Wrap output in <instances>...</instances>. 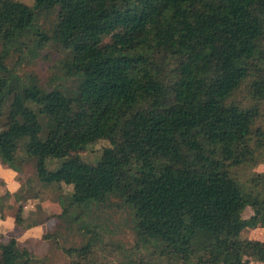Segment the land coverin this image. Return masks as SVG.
<instances>
[{
  "label": "trees",
  "instance_id": "obj_1",
  "mask_svg": "<svg viewBox=\"0 0 264 264\" xmlns=\"http://www.w3.org/2000/svg\"><path fill=\"white\" fill-rule=\"evenodd\" d=\"M41 12H55L50 34ZM50 43L70 89L5 63ZM0 46V163L71 187L65 228L87 230L82 209L115 199L137 243L176 264H264V0H0ZM256 229L262 241L233 239ZM32 261L0 239V264Z\"/></svg>",
  "mask_w": 264,
  "mask_h": 264
},
{
  "label": "rangeland",
  "instance_id": "obj_2",
  "mask_svg": "<svg viewBox=\"0 0 264 264\" xmlns=\"http://www.w3.org/2000/svg\"><path fill=\"white\" fill-rule=\"evenodd\" d=\"M17 1L30 7L33 5V0ZM55 20V12H41L36 26L50 34ZM34 39L30 37L26 41L29 47L35 45ZM62 58L61 49L50 43L39 51L34 60L26 51L11 50L5 63L14 67L20 77L35 76L44 88L59 86L70 89L74 81L61 70L59 63ZM108 146V142L100 141L88 147L80 157L94 164L102 149ZM55 165L57 162L51 163V167ZM253 171L261 175L264 165L255 167ZM70 193L71 187L39 183L32 164H27L22 173L17 174L0 163V239L14 238L19 248L30 253L33 259L30 264H176L161 255L155 244L137 243L132 211L115 199L103 208H83L79 221L88 229L69 231L61 220L60 202L67 204ZM19 207L27 227L15 223ZM250 215L251 211L247 209L243 217ZM233 239L261 240L263 236L260 229L245 230ZM66 249H71L70 255L64 251ZM242 252L243 258H251L249 246ZM251 264L259 263L252 260Z\"/></svg>",
  "mask_w": 264,
  "mask_h": 264
},
{
  "label": "crops",
  "instance_id": "obj_3",
  "mask_svg": "<svg viewBox=\"0 0 264 264\" xmlns=\"http://www.w3.org/2000/svg\"><path fill=\"white\" fill-rule=\"evenodd\" d=\"M259 241H262V239H261V240H259Z\"/></svg>",
  "mask_w": 264,
  "mask_h": 264
}]
</instances>
